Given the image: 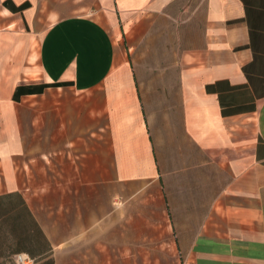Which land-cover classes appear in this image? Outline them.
<instances>
[{"label": "crops", "instance_id": "1", "mask_svg": "<svg viewBox=\"0 0 264 264\" xmlns=\"http://www.w3.org/2000/svg\"><path fill=\"white\" fill-rule=\"evenodd\" d=\"M264 264V0H0V264Z\"/></svg>", "mask_w": 264, "mask_h": 264}, {"label": "built area", "instance_id": "2", "mask_svg": "<svg viewBox=\"0 0 264 264\" xmlns=\"http://www.w3.org/2000/svg\"><path fill=\"white\" fill-rule=\"evenodd\" d=\"M14 264H30L32 259L23 253H16L13 256Z\"/></svg>", "mask_w": 264, "mask_h": 264}]
</instances>
